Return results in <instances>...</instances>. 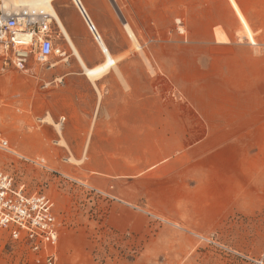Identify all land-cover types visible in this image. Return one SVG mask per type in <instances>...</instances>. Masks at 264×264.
<instances>
[{"label": "crops", "instance_id": "0c3cea01", "mask_svg": "<svg viewBox=\"0 0 264 264\" xmlns=\"http://www.w3.org/2000/svg\"><path fill=\"white\" fill-rule=\"evenodd\" d=\"M84 3L98 30L117 28L114 12L178 18L187 50L164 65L170 87L152 83L128 48L112 54L118 68L96 84L84 70L68 74L57 90L66 107L52 110L66 115L61 149L79 162L67 170L131 202L173 209L197 230L252 237L264 261V51L255 47L264 44V0Z\"/></svg>", "mask_w": 264, "mask_h": 264}, {"label": "rangeland", "instance_id": "374dc122", "mask_svg": "<svg viewBox=\"0 0 264 264\" xmlns=\"http://www.w3.org/2000/svg\"><path fill=\"white\" fill-rule=\"evenodd\" d=\"M53 6L87 66L102 64L105 54L76 2L53 0ZM113 15L117 28L112 23L110 28L99 29L111 53L128 48L127 54H137L139 69H147L154 77L152 83L162 88L172 86L173 78L163 74L164 65L170 64L172 56L187 50L179 43V37L187 36L188 31L179 26L178 18L173 23L166 14L157 22L156 14L144 11ZM53 22L50 33L63 55H54L47 61L31 58L25 70L13 65L2 70L0 66V130L11 147L0 149V168L12 174L17 184H25L29 192L46 191L56 201L65 223L59 244L60 264H257L253 260H262L252 237L227 238L213 231L197 230L183 222L173 209L147 204L146 198L131 202L117 196L112 187L99 188L81 172L67 170V164L77 166L79 162L63 152L61 148L66 149V145L59 134L62 129L53 124L60 123L66 115H53L52 110L66 107L59 103L64 94L57 90L67 83V75L84 69ZM127 25L136 36L139 49ZM77 78L82 83L79 80L83 77ZM46 117H51L52 123L42 122ZM41 160L45 166L38 164ZM159 190L167 195V189ZM0 264L38 263L26 244L0 227Z\"/></svg>", "mask_w": 264, "mask_h": 264}, {"label": "built area", "instance_id": "2783aa9c", "mask_svg": "<svg viewBox=\"0 0 264 264\" xmlns=\"http://www.w3.org/2000/svg\"><path fill=\"white\" fill-rule=\"evenodd\" d=\"M80 12L89 31L96 38L95 24L90 20L85 9H81ZM51 23L46 15L25 11L20 6H8L4 0H0L2 70L10 65L25 70L31 58L47 61L54 55H63L64 52L56 48L50 33ZM18 34H25V37L17 40ZM65 120L66 118L62 117L60 123L64 124ZM0 149L11 150L9 140L2 130H0ZM42 163L45 166L44 160L38 162V164ZM92 191L103 193L95 188H92ZM64 224V218L57 209L56 201L49 193L29 192L25 184H17L12 174L0 168V227L9 230L14 239L26 244L36 263L60 264L59 244ZM253 261L264 264L263 260Z\"/></svg>", "mask_w": 264, "mask_h": 264}, {"label": "bare ground", "instance_id": "6f19581e", "mask_svg": "<svg viewBox=\"0 0 264 264\" xmlns=\"http://www.w3.org/2000/svg\"><path fill=\"white\" fill-rule=\"evenodd\" d=\"M74 1L76 2V5L78 6L79 10L85 9V11L87 12L82 0H74ZM4 2L8 6H20L25 11L33 12L39 15H46L48 16V21H51L52 23H54L53 21H55L58 27L61 29L62 33L65 35L69 46L71 47L73 53L77 57L78 62L83 67L85 74L88 76V78L92 82H96L98 79L104 76L110 69L117 67L118 58L112 55L109 47L107 46L104 38L102 37L98 29H97L95 39L97 40L102 52L105 54V61L102 64L97 65L96 67H93V68H90L87 66L83 56L80 54L79 50L77 49L76 44L74 43L72 37L67 32V29H66V26L63 20L61 19L59 14L56 12L53 6V0H4ZM88 16L90 20L92 21L91 16L89 14ZM127 27H128V32H129L131 39L133 40L135 46L139 49L140 44L138 43V40L135 34L133 33L132 30L129 29L128 25L126 26V28ZM24 37H25V34H18L16 39L20 40V39H23ZM52 121L53 120L51 117H46V119L42 120V122H48V123H52ZM56 126L62 129L61 123H57ZM62 143L65 144L64 141H62Z\"/></svg>", "mask_w": 264, "mask_h": 264}, {"label": "water", "instance_id": "95a60500", "mask_svg": "<svg viewBox=\"0 0 264 264\" xmlns=\"http://www.w3.org/2000/svg\"><path fill=\"white\" fill-rule=\"evenodd\" d=\"M83 10V9H82Z\"/></svg>", "mask_w": 264, "mask_h": 264}]
</instances>
